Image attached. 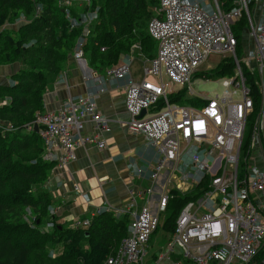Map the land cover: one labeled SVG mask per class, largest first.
Masks as SVG:
<instances>
[{
	"label": "built area",
	"instance_id": "1",
	"mask_svg": "<svg viewBox=\"0 0 264 264\" xmlns=\"http://www.w3.org/2000/svg\"><path fill=\"white\" fill-rule=\"evenodd\" d=\"M253 2L259 5L251 12L248 7ZM243 14L253 49L239 58L232 25ZM97 19L98 12L93 11L82 21L89 25ZM147 33L157 48L152 58L143 61L141 77H134L133 59L126 55L97 78L95 92L75 97L68 93L59 109L37 114L26 128L37 124L42 159L59 168L75 159L74 150L81 145L93 142L103 148L99 132L108 129V120L97 111L94 99L109 81H116L124 93L128 131L142 135L158 159L150 175L153 188L146 190L148 196L138 211L132 207L137 204L132 196L128 206H104L96 213L128 220L126 235L100 264H145L153 234L165 244L148 259L149 264H264V0H234L228 11H222L217 0H158ZM85 36L86 29L73 51L77 61L83 60ZM210 55L222 56L221 61L232 58L233 65L230 75L219 78L221 91L205 96L192 89L191 78L212 80L208 71H201ZM249 77L256 85V97L247 85ZM180 90L187 99L172 102L169 96ZM158 103L161 108L155 110ZM255 105L258 112L248 137L246 125L257 111ZM142 110L145 113L139 117ZM86 118L93 125L91 136L82 135ZM0 130L15 128L0 123ZM135 172L146 178V170L135 167ZM164 172L167 176L161 181ZM73 190L77 192L78 186ZM171 192L188 199L172 231L159 233L166 221L161 224L160 214L168 213ZM89 224L90 219L77 220L74 228Z\"/></svg>",
	"mask_w": 264,
	"mask_h": 264
},
{
	"label": "trees",
	"instance_id": "2",
	"mask_svg": "<svg viewBox=\"0 0 264 264\" xmlns=\"http://www.w3.org/2000/svg\"><path fill=\"white\" fill-rule=\"evenodd\" d=\"M217 2L228 11L234 0ZM96 8L98 19L85 25L82 18ZM157 8L158 0H0V65H19L8 81L0 83V123L15 128L0 130V264H100L115 252V238L120 242L126 235V217L105 212L93 217L86 228H64L53 222L52 197L43 185L54 162L42 159L41 138L26 125L41 113L44 92L72 57L84 29L83 59L103 74L120 57L135 51L152 58L147 24ZM21 15L28 20L4 27ZM231 65L228 58L221 61L215 75H230ZM246 82L256 97L253 77ZM183 97L185 92L180 90L169 99L182 103L187 99ZM160 108L158 103L155 110ZM187 199L174 193L159 233L172 231ZM27 210L34 214L31 222L25 218ZM51 217L52 226L45 230L44 221Z\"/></svg>",
	"mask_w": 264,
	"mask_h": 264
},
{
	"label": "crops",
	"instance_id": "3",
	"mask_svg": "<svg viewBox=\"0 0 264 264\" xmlns=\"http://www.w3.org/2000/svg\"><path fill=\"white\" fill-rule=\"evenodd\" d=\"M251 5L252 12L259 4L253 2ZM151 52L154 54L156 51ZM130 56L133 59L132 74L139 78L143 61L147 58L139 51L131 53ZM121 60L122 57L109 68ZM80 64L85 69L81 68ZM18 67V64L1 67L0 83L8 81V77L14 74ZM64 70L54 78L44 92L41 112L59 109L68 93L75 97L86 92H95L97 78L103 75V71L90 68L85 59L76 62L72 57L68 58ZM94 101L97 111L108 120V129L99 132V139L104 142V147L98 148L95 143L88 142L74 150L75 159L66 166L59 168L54 163L48 180L43 185L52 197L50 214L54 215V218L45 219V230L51 228L52 218L53 222L64 228H74L75 221L91 220L99 215L96 213L104 206H128L132 196L137 203L132 207L138 211L148 196L146 190L153 188L150 175L158 156L156 150L145 143L142 135L128 131L126 123L129 116L124 107L123 89L117 86L116 81H109L106 90L96 94ZM92 133L93 125L90 119L86 118L83 122L82 135L91 136ZM56 152L59 154L58 150ZM135 167L146 170L145 179L136 176ZM166 176L167 172L162 173L159 180L163 181ZM74 185L79 188L77 192L73 190ZM157 188L158 186L154 184L155 193L159 191Z\"/></svg>",
	"mask_w": 264,
	"mask_h": 264
},
{
	"label": "rangeland",
	"instance_id": "4",
	"mask_svg": "<svg viewBox=\"0 0 264 264\" xmlns=\"http://www.w3.org/2000/svg\"><path fill=\"white\" fill-rule=\"evenodd\" d=\"M201 4H204V2H202ZM251 7H252V5L249 4L248 8H249L250 11H251ZM97 10H98V8L95 9V11H97ZM23 18L25 19V17L23 15H21L18 19H15V20L5 24L4 27H15L16 25H19V23H18L19 20L23 19ZM243 18H244V20H240L239 22H236L235 24L232 25V31L234 33V36L236 37L238 43L241 44V46H242L241 50H238V52H237V55H238L239 58H243L244 55L247 56V54L249 52H251L252 49H253V46H252L253 40H252V38H250L248 36V32H247V29H246L247 23H246V20H245V14H243ZM25 20H28V19L26 18ZM135 47H138V46L136 45ZM151 47H152V51H156L157 45H156V42L154 40H153V45ZM221 58H222V56H220V55H210L206 59V61L203 63V65L201 66V69H202L201 71L205 70V71H208L209 74L212 73V76H211L212 80H210L208 82H202V81H200L198 76H193L191 78V86H192V89L195 92H200V93H202L205 96H211L214 93H219L221 91V87L219 85V82H220L219 78H221V77L215 75L216 74V70L215 69L219 65L220 61L222 60ZM228 59H230L231 63L233 62L232 58H228ZM75 61L76 62H81L82 60L81 61L75 60ZM3 66H4L3 64L0 65V68L3 67ZM80 66H81V68L85 69L82 64H80ZM2 70H3V68H2ZM62 71H65L64 68H63ZM62 71H61V74H62ZM255 110H257V111L253 112V114L249 117V119L247 121L246 131H247V136L248 137H249L250 133L252 132L253 121H254L255 116H256V114L258 112L257 105H255L254 111ZM243 159H244V155H241L240 156L241 164H243ZM27 211H28V213H26V215H25L26 217L25 218H27L28 222H31L33 220V218H34V214H32L30 210H27ZM167 215H168V213H166V212L160 214L161 224L163 223V219H165L167 217ZM11 221H14V220L11 219ZM23 221H26V220L23 219ZM158 236L157 235H153L151 237L149 245H148V247L146 249V251H147L146 254L147 255H145V258H144L145 264H149L150 261L148 259L152 255H157L159 250H160V247L165 244V239L162 240L160 238V236L159 237ZM82 244H83V242L80 243L81 251L85 252L87 250V248L85 246H83ZM118 244H119L118 237H116L115 238V246L118 247ZM175 254L180 257V253L178 251H176V250H175Z\"/></svg>",
	"mask_w": 264,
	"mask_h": 264
},
{
	"label": "water",
	"instance_id": "5",
	"mask_svg": "<svg viewBox=\"0 0 264 264\" xmlns=\"http://www.w3.org/2000/svg\"><path fill=\"white\" fill-rule=\"evenodd\" d=\"M144 113H145V111L142 110L141 113L139 114V117H141L142 115H144ZM33 130H34L35 132L38 131V126H37L36 123H34V125H33ZM263 133H264V125H263Z\"/></svg>",
	"mask_w": 264,
	"mask_h": 264
}]
</instances>
